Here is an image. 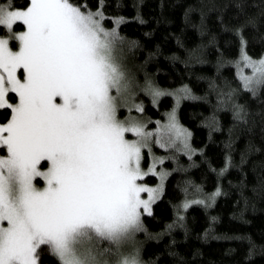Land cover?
Wrapping results in <instances>:
<instances>
[{"label": "snow or ice", "instance_id": "snow-or-ice-1", "mask_svg": "<svg viewBox=\"0 0 264 264\" xmlns=\"http://www.w3.org/2000/svg\"><path fill=\"white\" fill-rule=\"evenodd\" d=\"M97 3L94 12L84 0L0 7V25L11 33L0 39V110H10L0 123V264H39L44 249L58 264H110L106 257L120 255L121 244L143 229L142 213L151 215L159 198L160 188L137 183L156 174L155 162L141 169L142 149L153 133L117 117L128 85L112 53L124 38L101 26L104 0ZM17 22L26 26L19 34L12 31ZM9 40L19 41L18 51ZM241 60L252 70L241 74L243 87L255 95L264 85V57L254 60L242 50ZM180 91L189 98L187 86ZM150 92L154 98L165 94ZM10 93L17 103L9 101ZM190 135L173 112L155 143L165 148L179 140L187 147ZM102 242L111 246L102 248Z\"/></svg>", "mask_w": 264, "mask_h": 264}, {"label": "trees", "instance_id": "trees-1", "mask_svg": "<svg viewBox=\"0 0 264 264\" xmlns=\"http://www.w3.org/2000/svg\"><path fill=\"white\" fill-rule=\"evenodd\" d=\"M9 5L29 4L0 0ZM102 11L103 25L124 38L133 97L145 115L164 120L172 93L185 86L191 93L177 119L193 152L173 150L164 163L163 193L141 218V264H264V85L253 95L235 69L242 50L264 55V0H104ZM152 88L165 94L154 98ZM9 98L16 101L14 93ZM9 116L0 110V123ZM39 264L58 262L44 249Z\"/></svg>", "mask_w": 264, "mask_h": 264}, {"label": "rangeland", "instance_id": "rangeland-1", "mask_svg": "<svg viewBox=\"0 0 264 264\" xmlns=\"http://www.w3.org/2000/svg\"><path fill=\"white\" fill-rule=\"evenodd\" d=\"M0 7H3V6H0ZM26 7L14 8V10H24V9H26ZM5 8H7V7H5ZM19 23L20 22H17V24H19ZM17 24H15L13 26L12 31L19 34L21 31L26 30V26H23V28H18ZM101 26L106 31H110L113 28L116 29L115 26L105 27L103 25L102 21H101ZM116 31H117V29H116ZM10 34L11 33L6 29V33L4 35L0 36V39H8ZM8 46L12 51H18L19 50V41L18 40H9ZM112 55L115 59V62L118 65L120 71L123 73L124 82L128 85L127 89L125 90V95L128 97L127 103L125 104L124 107L118 109V112H117L118 119H120L122 121H128V122L137 121V122L143 123L145 125V131H151L153 133V135L149 141V148L142 149V157L143 158L141 160V169L143 171H147L150 168V166L153 164V162H155L156 174L155 175H151V174L145 175L142 179L138 180L137 183L141 184L142 186L148 187V188H160L161 189V191L159 192V198H160L162 193H163L166 178L169 174V170L165 167L164 163L170 157L172 151L178 150V151H183L184 153H187V154L188 153L191 154L193 152V148H192L191 142H190L191 135L187 139V147H185L184 143L182 141H179V140L176 141V143L172 147H165V148H161L158 143H155L157 136L160 134V129H162L168 123L169 114L173 113V112L175 113V118H176L177 124H179L182 128L186 129L190 133V131L187 128H185L177 119L178 118L177 117L178 108L181 105L183 99H185V98H183L184 93L182 91L179 93L178 92H176V93L171 92L173 95V98H174L173 108H172L171 112H169L166 115V118L164 120H156V121L153 120L152 121L143 112L138 111V109L136 107V106H140L144 109L143 104L140 101L136 100L135 97H133V92L136 91V89H137L135 86V82L132 80V74L133 73L131 70H132L133 62L131 59H130L131 60L130 61L126 57H124V53L122 50V44L114 47ZM261 57H264V55ZM261 57L253 58V59L258 60ZM235 66H236L235 69H236V72H237V75L239 78L241 77V74H243L245 76L252 75V70L244 65L241 58L237 61ZM22 72H23L22 69L18 70L17 75L20 76ZM242 82H243V80H242ZM147 88H148V86H147ZM190 95H191V93L189 94V96ZM15 96H16V94H15ZM8 99L10 102H12L9 97H8ZM17 102H18V97L16 96V101L13 103H17ZM125 138L130 139V140L136 139L134 133H125ZM145 150H146L147 155H148V163L146 166L143 165L144 151ZM3 154L4 153H0V155H3ZM42 163L44 164V169H46L48 165L45 162H42ZM44 169H42V170H44ZM161 173L164 174L163 179H161V175H160ZM148 176H155L157 178L156 182L150 183L148 181ZM34 183L37 184V187L42 188L44 186V182L41 178H37V180L34 181ZM141 198L147 199L148 193H141ZM158 199H156L154 202H156ZM154 202L151 204V210H152V206H153ZM141 218H142V216H141ZM141 222H142V220H141ZM5 226H6V222H5ZM142 232H143V229L141 231L135 232L131 236L130 239L124 241L121 244V246L119 247V253H120L119 256H116L115 253H113L112 255L106 257V259L110 262V264H114L115 260H117V259L122 260L124 258H131V257H137L138 260L140 261V264H141V260H140L141 243H140V240H141V236H142L141 233ZM110 246H111L110 242H102L100 245V247H102V248H109Z\"/></svg>", "mask_w": 264, "mask_h": 264}]
</instances>
